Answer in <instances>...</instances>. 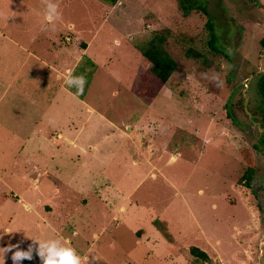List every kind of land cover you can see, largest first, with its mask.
Wrapping results in <instances>:
<instances>
[{
    "label": "rangeland",
    "instance_id": "rangeland-1",
    "mask_svg": "<svg viewBox=\"0 0 264 264\" xmlns=\"http://www.w3.org/2000/svg\"><path fill=\"white\" fill-rule=\"evenodd\" d=\"M53 3L55 43L74 44L77 29L92 38L61 72L73 96L55 93L46 70L22 88L12 26L47 22L24 11L46 6L0 0V247L58 239L82 264H264V0ZM156 35L175 61L161 85L141 53ZM69 73L86 78L82 94ZM86 118L92 135L79 142L91 148L77 153L57 133Z\"/></svg>",
    "mask_w": 264,
    "mask_h": 264
},
{
    "label": "crops",
    "instance_id": "crops-1",
    "mask_svg": "<svg viewBox=\"0 0 264 264\" xmlns=\"http://www.w3.org/2000/svg\"><path fill=\"white\" fill-rule=\"evenodd\" d=\"M115 6L116 5L112 7H115ZM42 10L46 11V7L43 9H39V8L27 6L24 9L25 15L27 14L36 15L38 13L41 14L40 12H42ZM21 16H23V14ZM15 23L16 25L12 26V28L17 29V31H15V34L18 33L19 36L16 39L13 37V34H12L14 32L10 34L9 39L15 45H17V48L13 50L10 54V60H12V58L21 59L20 70L22 72L21 74L22 77L20 78H22V84H21L22 88H23V84L29 83V81H31L30 80L31 75H34V77L37 78L38 75H41V70H46L48 73V78H53L54 79L53 82H56V84L54 83L53 85V87H57L56 91H54L55 93H60L62 90H64L68 94L73 96L70 93L69 89L68 90L64 89L65 87L63 86V83H59V79L60 77H62L61 72L63 71V69L67 73L71 72V69L67 67L69 64L68 60L71 59V57L73 60L77 61L81 53L88 54V47L91 46L92 38H90L86 42L82 36V32H81L82 30L77 29L75 31L74 44L72 42V39L69 36H67V34L62 38L60 43L58 42L55 43L54 42L55 28L60 29V26H62V22L54 23L52 25L48 24V22L42 23V22H37L35 20L34 22H30L27 24H22L23 22L21 21H16ZM8 24H9L8 16H6L5 19L0 22V34L2 33V29H3L1 27H6ZM67 25H65V27H67ZM69 25L70 26L67 27L68 30H70L71 28L73 29V24L70 23ZM42 37H44L43 39H45V42H48L49 48H47V50L46 48H44V41H43L41 42L43 43V47L41 46V50L37 51V43H35V40L36 38L41 39ZM17 49H19L21 52ZM43 50H46V51L43 52ZM30 58L34 59L37 63L28 62ZM97 59L98 58L96 57H92L91 59L92 66L94 63L98 64V62H96ZM36 78L34 80H36L37 82ZM48 78H45V79L43 78V79L46 80ZM38 80L40 81V79ZM32 88L39 89L40 86L38 85V83H34V86ZM100 119L106 121L103 115H100ZM86 126H87V118L84 119V121L81 123L80 129L78 131L70 133L69 134L70 136L63 135L62 133H57V138L61 140H66V142L70 146H72L74 151H76L77 153H78V149L84 152L87 149L86 148L87 146L89 149L91 148L90 143H85L84 145L83 143L79 142L82 139H85L88 136L92 135L89 133L83 134L85 132ZM135 136L138 137V133H136ZM137 145L140 146L139 144ZM132 162L135 163V161H132ZM105 186H108V185L105 184Z\"/></svg>",
    "mask_w": 264,
    "mask_h": 264
},
{
    "label": "clouds",
    "instance_id": "clouds-1",
    "mask_svg": "<svg viewBox=\"0 0 264 264\" xmlns=\"http://www.w3.org/2000/svg\"><path fill=\"white\" fill-rule=\"evenodd\" d=\"M41 3L46 6L44 19L48 24H54V21L59 18V5L53 3V0H41ZM207 77V74H203ZM69 86H75L77 91L82 94L83 86L86 83L84 76H73L68 74L65 81ZM26 211H31L30 206H25ZM2 239V236H0ZM32 243L28 245L27 250L20 247V244H11L0 247V256L6 257L8 253H12V264H23V261H31L34 257H39L41 264H82V258L74 248L66 247L58 239L39 240L31 239ZM15 249V250H14ZM87 260V257L83 258Z\"/></svg>",
    "mask_w": 264,
    "mask_h": 264
},
{
    "label": "trees",
    "instance_id": "trees-1",
    "mask_svg": "<svg viewBox=\"0 0 264 264\" xmlns=\"http://www.w3.org/2000/svg\"><path fill=\"white\" fill-rule=\"evenodd\" d=\"M109 4H115L117 0H102ZM183 5L188 2V0H181ZM202 11L206 12V9L203 6H200ZM210 26V24H208ZM165 40L164 36L156 35L152 39L148 41V47L146 49L141 50L143 57L151 63L152 68L157 76V81L161 85L163 84L169 77L171 71L175 66V61L171 58L168 53L164 52L161 44ZM215 35L211 34V39L209 40V44L211 47H214ZM260 44L264 48V36L260 39ZM259 93L264 102V74L260 75L259 83H258ZM251 169L248 172V175L251 173ZM251 179V176H248V180ZM189 251L192 255L199 257L203 260L208 259V255L205 251L196 246H191Z\"/></svg>",
    "mask_w": 264,
    "mask_h": 264
}]
</instances>
